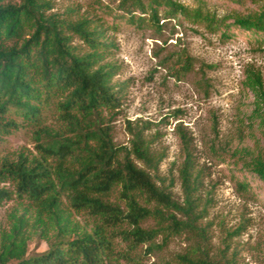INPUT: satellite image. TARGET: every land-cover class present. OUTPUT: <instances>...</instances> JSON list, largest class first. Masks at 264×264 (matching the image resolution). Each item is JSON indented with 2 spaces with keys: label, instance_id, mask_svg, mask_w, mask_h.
<instances>
[{
  "label": "trees",
  "instance_id": "1",
  "mask_svg": "<svg viewBox=\"0 0 264 264\" xmlns=\"http://www.w3.org/2000/svg\"><path fill=\"white\" fill-rule=\"evenodd\" d=\"M196 1L195 8L179 0H119L114 9L99 8L137 28L159 29L162 13L203 24L223 40L233 28L264 44V0H249L256 9L220 18L204 0ZM53 7V0H0V138L26 127L35 142L34 152L0 158V206L12 198L18 202L8 227L0 230V264H144L142 258L171 235L204 231L196 224L204 208L198 210L200 180L190 138L177 128L179 202L162 184L158 169L164 153L147 137L148 123L127 121L128 146L112 138L111 119L124 85L113 80L120 66L110 58L116 45L106 31L117 30V23L107 26L96 14H79L74 7L60 14ZM183 62L179 69L188 71L187 54ZM246 85L255 96L251 117L264 137L261 75L248 70ZM47 111L55 116L54 125L46 124ZM241 161L239 170L264 183L260 151L245 150ZM236 186L246 193L249 185L237 181ZM148 220L154 226L144 227ZM159 234L163 239L156 243ZM33 238L47 248L29 255ZM206 254L193 247L174 262L150 264H215Z\"/></svg>",
  "mask_w": 264,
  "mask_h": 264
},
{
  "label": "rangeland",
  "instance_id": "2",
  "mask_svg": "<svg viewBox=\"0 0 264 264\" xmlns=\"http://www.w3.org/2000/svg\"><path fill=\"white\" fill-rule=\"evenodd\" d=\"M53 1L52 11L57 13L74 7L79 14L103 17L107 26L117 23V30L106 31L116 45L110 58L120 66L113 80L124 85L120 107L111 119L112 138L117 145L128 146L127 121L148 123L147 137L153 138L155 150L164 153L158 169L162 184L179 202L183 190L177 128L190 138L200 180L198 210L204 208L196 224L204 231L171 235L161 249L143 257L142 263L174 262L177 254L199 247L215 264H264V183L238 169L245 150L260 151L264 156V137L251 117L255 96L246 85L247 71L254 70L261 75L264 88V44L251 33L233 28L231 38L223 40L220 32L203 24L181 17L165 18L162 13L159 29L137 28L104 13L106 6L114 9L119 0ZM179 1L191 8L197 6L196 0ZM204 2L218 18L257 8L249 0ZM74 43L80 45L79 40ZM184 54L190 58L188 71L179 69ZM177 72L179 75H174ZM45 121L55 124L51 111L45 113ZM34 144L32 131L21 127L0 138V158H15L20 151L34 152ZM237 181L248 183L246 193L237 190ZM17 203L12 198L0 206V230L8 227V215ZM76 218L84 222L82 215ZM143 226H154V221ZM162 239L163 234H159L156 243ZM46 248L45 242L33 238L28 254Z\"/></svg>",
  "mask_w": 264,
  "mask_h": 264
}]
</instances>
